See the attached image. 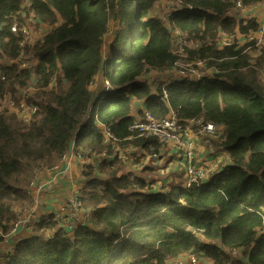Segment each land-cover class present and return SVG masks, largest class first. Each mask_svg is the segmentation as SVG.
Returning a JSON list of instances; mask_svg holds the SVG:
<instances>
[{
	"label": "trees",
	"instance_id": "1",
	"mask_svg": "<svg viewBox=\"0 0 264 264\" xmlns=\"http://www.w3.org/2000/svg\"><path fill=\"white\" fill-rule=\"evenodd\" d=\"M161 1L0 0V105L35 84L27 102L37 107L29 123L0 112V228H15V209L33 204L25 189L35 172L55 167L73 143L109 155L116 146L161 154L157 138L131 129L147 110L222 126L218 138L204 139L216 148L210 154L222 149L229 163L190 189L181 181L159 192L145 172L151 167L134 174L117 155L97 170L85 167L81 199L92 209L90 225L69 234L43 216L0 264H172L187 254L214 264H264V43L219 45L222 32L237 42L259 30V19L239 18L238 9L264 0H184L166 19L152 14ZM25 14H35L46 32L25 50L31 65L23 70L24 35L13 28L23 27ZM188 62H205L212 72L199 81H147ZM103 74L112 90L95 100ZM104 127L117 143L105 142Z\"/></svg>",
	"mask_w": 264,
	"mask_h": 264
},
{
	"label": "built area",
	"instance_id": "2",
	"mask_svg": "<svg viewBox=\"0 0 264 264\" xmlns=\"http://www.w3.org/2000/svg\"><path fill=\"white\" fill-rule=\"evenodd\" d=\"M169 1V0H168ZM176 1L177 4L184 6V0H173ZM243 12L248 14L247 17H263L262 19H259L260 22V29L250 35L249 37H242L240 38L242 40V45L248 42H257L258 46L263 45L264 43V1L260 4H257L255 6L251 7H245L242 5H239L238 12ZM32 20H29L30 23H37V16L35 14H31ZM27 21V20H26ZM33 29L30 27L23 25L22 28L17 30V26L13 28V32H20L22 31L24 35V39L21 42L22 46V57H21V69H28L31 65L29 59L27 57H24L25 50L27 47L32 45L40 36H37L35 39L31 35V32ZM175 34L178 38L179 43L182 45L185 44V38L179 31H175ZM239 41H235L232 36H229L228 34L222 32L219 37V45L220 47H229L233 44H240ZM186 65H182L181 68H173V69H165L163 71H159L156 73V75L159 74L158 82H163L165 84L170 83H178V82H185V81H195V80H189V78L186 76L183 70L185 69L190 72L198 73V68L195 69H187L190 64H193V66L202 65L205 66L203 78L206 77L207 73L210 72V70H207L206 63L205 62H198V63H185ZM189 64V65H187ZM200 77L199 79H201ZM102 83L104 85L103 92L110 91L112 88L109 86V82L105 74L102 75ZM9 97H6L5 100L0 105V112H3L5 110H9L10 112H14L10 108H6V100ZM168 99V95L165 93V98ZM29 104V103H28ZM31 107V111L27 114H23L24 121L29 123L32 119V117L37 112V107L33 104H29ZM19 117L22 119V116L17 113ZM221 128L222 126L208 123L205 124L202 120H190L185 123H183L177 115L171 111L170 115L166 118H157L155 117L150 111H146L145 113V119L135 121L133 123V126L131 129L133 131L138 132L139 136L141 137H154L159 140L160 143L163 145H173L177 149V153L180 158L184 161V167H185V183L184 187L185 189H190L195 184L201 183L205 178L208 176V173L211 174L214 171H217L220 167L221 160L219 156H216V154H210L209 158H207L204 162L200 159H198L197 155V141L196 137H211V138H218L221 134ZM104 139L106 143H117L119 140L115 138L110 129L107 127H104ZM218 151H221L224 153L222 149H219ZM106 152V151H104ZM104 152H98L93 151L91 149L86 148H78L76 147V144L73 143L68 152L63 156L60 163H58L55 167L51 169L46 170H38L35 172L37 179L33 181L26 189V193L29 194V196L34 197V201L38 200L40 198H43V196L50 190H61L62 191V200L64 203L61 205L60 208H58L52 215H54V220L60 224V227L64 230L72 233L75 231L76 227L79 225L82 226H89L92 220V211L86 207L81 199L82 192L80 188L75 186L74 188L69 184V182H66L65 176L67 173L66 166H71L73 163L78 164L79 167L84 171L85 167H92L97 170L98 166L95 163V159L100 157L99 153ZM107 153V152H106ZM108 154V153H107ZM106 154H103L105 156ZM154 157H157V154H153ZM121 157V156H120ZM112 158V157H111ZM123 158V157H121ZM105 160L103 158L100 161V164L102 161ZM99 164V166H100ZM226 165V162H224V166ZM43 172H47L49 174V178L47 182L40 181V175ZM40 201V200H39ZM24 210V209H23ZM32 210V209H31ZM15 213L17 216H22V219L18 220L15 228L9 232L4 233L2 229L0 228V241L11 243L12 241L17 239V236L21 235L23 232L24 227H26L30 222L31 218L28 217L24 219V212L17 208L15 209ZM29 232V231H28ZM21 239L22 236L20 237ZM25 240V239H24ZM190 264H199L196 258H192V260L189 261ZM172 264H185L180 259L172 262Z\"/></svg>",
	"mask_w": 264,
	"mask_h": 264
},
{
	"label": "rangeland",
	"instance_id": "3",
	"mask_svg": "<svg viewBox=\"0 0 264 264\" xmlns=\"http://www.w3.org/2000/svg\"><path fill=\"white\" fill-rule=\"evenodd\" d=\"M163 2H164V0H162L159 4H157L155 6V9H153L152 14L154 17L166 19L167 15H170V13L182 10L184 7V6L177 4V2L173 1V0H169V1L167 0V1H165V4H163ZM238 14H239V18L248 16V14L243 13L241 11L238 12ZM32 16L33 15H27V14L23 15V17H26V18H24V20H25L24 25L33 29L30 32H31V35L35 39L37 36H42L46 32V29L45 28L37 29V26H35L37 23H34V24L30 23L29 20H32ZM257 18L262 19L263 17H257ZM19 29L20 28L17 26V30H19ZM117 32H118V28L113 26L111 33L107 37V45H106V49H105L106 54H107V58L110 56V53H111L110 48L112 45V41H113L114 37L116 36ZM240 41H241L240 44L242 45V40L240 39ZM183 65H186V64L183 63ZM187 65H189V64H187ZM188 67L189 68H187V69L198 68L199 71H201L203 74L205 72V70H204L205 66H202V65L193 66V64H190ZM181 70L184 71V73L189 78V80L199 81V80L203 79V75L201 72L194 73V72L187 71L185 69H181ZM211 72L212 71L210 70V73ZM200 77H202V78L199 79ZM263 78H264V76H263ZM157 79L160 80L159 74L156 75V73H154L150 76L149 79H147V81L150 83V86H152L155 84V82H158ZM98 83L100 85V83H102V79H100ZM178 83H180V82H178ZM34 85L29 87V89L27 91H23V92L21 91L18 95H16L15 101H13V99L10 98V95H8L9 98H7L6 103H5L6 108L12 109L15 113H19L21 116L23 114L29 113L31 111V107L29 106V104L27 102V97H29L35 93ZM155 85H157V84H155ZM105 92H108V91H105ZM142 105H144L143 101L137 103L136 109H138V107H141ZM22 119L24 121L23 116H22ZM204 137H206V136H204ZM204 137H196V141L198 144L197 155H198L199 160L201 158L211 159L208 155H210L211 152L216 150V148L212 147L211 144L206 141L207 139H204ZM160 151H161V154H157V157H153V155H151L150 152H146L144 156H141V154H140L141 151L135 147H132V146H127V147L116 146L115 153H113L111 155L107 154L106 152L99 153L100 157L95 159V163L97 164V166L99 168L100 167L99 166L100 161L103 158L110 159V157H114L115 155H117L125 163V164H122L123 168L125 169V167L126 168L128 167L129 169H131L133 171L134 174H140L141 168L143 166L151 167L150 169L146 170L145 172H147V178L150 180V183L152 185H154V191L155 192L171 191V185H173V184L176 185L181 181H183V184L185 183L184 161L182 158L179 157V155L177 153V149L173 145H163L160 148ZM103 154H106V155L103 156ZM119 154L124 155L123 159L120 157ZM84 172L85 171H83V172L81 171V174H79V176H76V177L73 176L74 180L69 182V184L73 188L75 186L80 188L81 192H82L83 185L85 182V178L83 177ZM208 176H209V173H208ZM36 179H37V176L35 174L34 181ZM27 195L29 196L28 193H27ZM31 198H32V200H34V197H31ZM53 199H55V198L50 197V196L40 198L38 200L33 201V204L30 207H28L24 210H23L24 207L20 208L24 212V219H26L28 217L31 218V222L26 227H24V229H23L24 232L29 231V237L33 234V231L35 230V228L40 224V222L44 218L43 215L47 211L54 213L64 203V201L62 199H58V200H53ZM89 209L92 211L91 208H89ZM46 216H49V215H46ZM50 216H54V215H50ZM20 219H22V216H19L18 220H20ZM59 226H60V224L57 223V227H59ZM68 233L72 234L73 232L72 233L68 232ZM20 237H21V235L17 236V239L15 238V240L12 241L10 244L3 242V241H0V248L2 246H5V248H2V254L1 255L5 254L4 256H6L9 254H12L16 250V248L18 247V245L20 243L26 241L29 238L28 237L26 240H24V239H21ZM46 237H48L49 239H53L54 233L51 231L47 232ZM233 256L234 257H242L244 260H247V258H245L244 253H241V252H239V254L234 252ZM193 257L196 258V260L198 261L199 264H214L213 261L210 259H200V258L195 257L192 254L184 255L183 257H179L178 259H180L185 264H190L189 261L192 260ZM178 259H174L173 261H171V263L178 260Z\"/></svg>",
	"mask_w": 264,
	"mask_h": 264
},
{
	"label": "crops",
	"instance_id": "4",
	"mask_svg": "<svg viewBox=\"0 0 264 264\" xmlns=\"http://www.w3.org/2000/svg\"><path fill=\"white\" fill-rule=\"evenodd\" d=\"M102 79V75L100 76H97L96 78V81H95V84L93 85L94 87V99L97 100L98 97L100 96L101 93H103V83H100L99 85V80ZM143 108V107H142ZM213 153V152H212ZM216 156H219L220 157V160H221V164H220V167H225L224 166V162L227 161V164L229 163V157H228V154H226L225 152H221V151H217L215 152ZM121 157H123L124 155L122 154H119ZM209 156V155H208ZM207 158H202L201 160L204 162ZM65 168H67V173H66V176H65V180L66 182H70V181H73V176L76 177V176H79V174H81V171L82 169L79 167L78 164H75L73 163L71 166H66ZM83 172V171H82ZM48 178H49V174L47 172H43L41 175H40V181L42 182H47L48 181ZM53 197L55 199L53 200H58V199H62V191L61 190H50L48 191L44 196V197ZM46 215H52V212L50 211H47L43 216H46ZM21 236L23 239H27L29 237V232H22L21 233ZM2 248H5V246H2L0 248V256L2 254Z\"/></svg>",
	"mask_w": 264,
	"mask_h": 264
}]
</instances>
